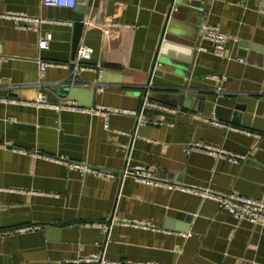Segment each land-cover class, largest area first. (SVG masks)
<instances>
[{
    "label": "crops",
    "instance_id": "obj_1",
    "mask_svg": "<svg viewBox=\"0 0 264 264\" xmlns=\"http://www.w3.org/2000/svg\"><path fill=\"white\" fill-rule=\"evenodd\" d=\"M10 12L45 22L36 29L17 25L3 17ZM76 15L87 20L79 46L94 53L72 85ZM205 22L228 37L223 58L200 39ZM47 33L50 49L40 50ZM38 59L49 65L42 78ZM146 94L171 110L143 111ZM40 95L50 105L137 114L38 108L32 103ZM163 95L187 101L175 106L155 98ZM217 95L247 106L242 125L224 124L262 138L211 124ZM199 142L245 158L187 154ZM66 162L117 174L145 165L161 179L264 202L259 2L77 0L75 8H51L42 0H0V230L41 227L0 239V264H67L90 254L133 264H264V226L236 220L212 200L132 177L83 175ZM133 219L156 230L122 224ZM103 223L110 231L97 227Z\"/></svg>",
    "mask_w": 264,
    "mask_h": 264
},
{
    "label": "built area",
    "instance_id": "obj_2",
    "mask_svg": "<svg viewBox=\"0 0 264 264\" xmlns=\"http://www.w3.org/2000/svg\"><path fill=\"white\" fill-rule=\"evenodd\" d=\"M260 5V11L264 14V0H257ZM43 6L51 7V8H75L77 4V0H42ZM4 18L14 21L17 25L24 24L30 28H38L40 27L45 20L41 18H33L28 16L25 13L21 12H10L3 16ZM200 39L203 42H208L211 46L212 53L219 58H223L226 53V48L228 44V37L224 34L218 27L210 25L208 22H205L201 26L200 30ZM53 41V35L51 33L44 34L40 37L38 46L40 50H49L51 43ZM201 51L207 52L208 49L205 47L200 48ZM94 53L93 48L81 45L77 49L76 58L72 63L73 68V81L72 85L75 84L76 77L80 75V72L84 70L83 62L89 61L92 58ZM39 77L42 78L49 65L43 59L37 60ZM211 79L220 80L219 76H212ZM102 91V89H100ZM32 105L38 108L44 107H52L58 111L61 110H69V111H77V112H88L94 115L108 116L110 114H133L136 115L135 112H128L124 110H111L108 108L97 107L90 109H83L69 102L67 105H50L44 95H40L39 98L32 103ZM147 108H153L157 110L167 111L171 110L169 106H166L162 103L152 102L148 97L144 100L143 103V111ZM211 124L227 129L236 130L241 132L247 136H253L257 139H261L262 136L259 134L252 133L247 130H242L237 127H232L230 125L224 124L221 121L216 119L210 121ZM145 122L139 121L138 126H144ZM187 154H191L192 152H204L210 156H215L218 158H230L231 160H243L245 157L240 155H234L231 152L217 148L204 143H193L190 144L186 148ZM60 161V160H56ZM67 167L71 170H77L81 174H92L99 178H106L109 180L115 179L117 176L122 177H132L137 182L155 186V187H167L169 189L179 190L184 193L193 194L199 196L203 200H212L216 202L219 207L233 216L236 220L239 221H248L251 224L264 226V202H260L253 198L243 196L236 193L231 194H218L212 192L210 190H204L194 187L185 186L183 184L171 182L169 180L161 179L157 176H154L152 172L145 165H135L133 167H128L122 172V174H117L112 171L92 167L85 164L78 163H70L66 162ZM122 224L127 227H135L141 228L145 230H156L153 224L143 220H123ZM96 226V225H95ZM97 227L101 228L104 232H108L111 229L110 224L103 223L97 224ZM41 227L39 226H26L17 228L15 230H0V239L7 238L8 236L27 233L35 230H39ZM183 238H188L190 233L188 234H180ZM67 264H133L130 262H120V261H112L107 259L103 254H90L88 256L79 257L73 260H68ZM134 264H154V263H134Z\"/></svg>",
    "mask_w": 264,
    "mask_h": 264
},
{
    "label": "water",
    "instance_id": "obj_3",
    "mask_svg": "<svg viewBox=\"0 0 264 264\" xmlns=\"http://www.w3.org/2000/svg\"><path fill=\"white\" fill-rule=\"evenodd\" d=\"M85 22H87L86 18L81 15H76L74 18V24H73V30H74V39H73V53L72 58H76L77 49L79 47L83 32H84V25ZM179 33H181L178 30ZM176 35V34H174ZM167 39V38H166ZM174 39V38H173ZM168 40V39H167ZM172 40V39H171ZM148 95H145L144 100L146 99ZM160 101L167 102L173 105H185V100L187 101V98L183 96H172V95H163L161 97L156 96ZM153 100L152 98H150ZM155 101V100H153ZM214 109H213V115L216 120L222 121V122H230L236 125H242L244 113L247 111V106L244 104H241L240 99L236 96H228V95H217L214 100ZM204 102L201 103V112H204L205 107Z\"/></svg>",
    "mask_w": 264,
    "mask_h": 264
}]
</instances>
